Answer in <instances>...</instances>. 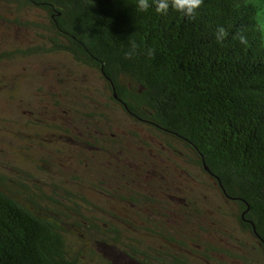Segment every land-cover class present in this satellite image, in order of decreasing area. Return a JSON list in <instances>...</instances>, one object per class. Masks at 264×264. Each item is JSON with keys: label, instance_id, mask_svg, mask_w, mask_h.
<instances>
[{"label": "trees", "instance_id": "trees-1", "mask_svg": "<svg viewBox=\"0 0 264 264\" xmlns=\"http://www.w3.org/2000/svg\"><path fill=\"white\" fill-rule=\"evenodd\" d=\"M0 3L42 9L49 17L42 44L5 50L0 60L65 52L94 69L105 109L181 143L208 184L236 207L235 229L247 242L214 251L264 264V0H203L193 19L171 8L166 15L141 13L135 0ZM221 27L226 35L218 40ZM132 41L135 54L126 58ZM63 100L56 104L97 120L105 114L77 108L75 98ZM53 131L70 151L51 143L52 157L35 154L23 137L24 176L0 165V264H220L210 250L188 248L180 230L166 225V218L180 216L191 230L202 217L191 189L173 188L180 209L165 208L158 190L130 186L126 163L133 159L125 151L114 156L112 139L100 146L86 132L66 135L67 142L60 133L67 127ZM78 144L104 151L99 158L73 152ZM60 163L72 170H59Z\"/></svg>", "mask_w": 264, "mask_h": 264}, {"label": "rangeland", "instance_id": "rangeland-1", "mask_svg": "<svg viewBox=\"0 0 264 264\" xmlns=\"http://www.w3.org/2000/svg\"><path fill=\"white\" fill-rule=\"evenodd\" d=\"M15 17H20L21 22L14 20ZM48 18L42 9L23 12L13 4L0 3V53L42 44L47 34L44 25ZM98 77L94 69L77 64L65 52L16 55L0 60V165L12 174L24 176L26 165L18 153L23 151V137L31 143L32 148L28 151L34 150L35 154L52 157L51 143L58 149L61 146V149L69 150L64 139L63 142L54 139L59 134L53 130L60 125L68 128L67 134L60 132L67 142L69 139L66 135L75 137L86 132L99 137L100 146H108L112 139L110 144L114 156L125 151L133 159L126 163L132 188L145 192L158 190L159 196L164 198L165 208L174 210H179L180 206L170 196L174 194L173 188L191 189L198 195L204 212L191 230L183 226L180 216L175 221L165 219L171 231L177 233V229L180 230L177 236L187 242L188 248L210 250L220 264H242L241 260L237 261L229 254L212 248L220 250L230 247L233 251L235 245L239 247L234 240L246 244L247 239L236 232L231 216L236 207L226 203L222 195L208 184L209 180L191 162L189 150L184 149L181 143L149 125L133 120L126 113L117 112L111 107L105 109L103 81ZM68 96L76 99L79 104L76 107L81 110L95 112L96 109L105 114L99 117L101 120H97L81 111H72L74 106L67 109V106L56 104ZM77 119L90 127L85 123L79 124ZM27 128L32 135L25 136L24 130ZM80 150L94 158L101 157L98 153L104 151L100 147L91 150L85 144H78L72 151L79 153ZM105 164L108 166L109 162H103ZM59 167L63 171L72 170L71 164L65 167L60 163ZM52 168H58L54 162Z\"/></svg>", "mask_w": 264, "mask_h": 264}, {"label": "clouds", "instance_id": "clouds-1", "mask_svg": "<svg viewBox=\"0 0 264 264\" xmlns=\"http://www.w3.org/2000/svg\"><path fill=\"white\" fill-rule=\"evenodd\" d=\"M203 0H135V7L138 12L146 13L149 10H154L155 13L166 15L171 8L182 16L193 19L200 8ZM226 35L224 28H219L217 31V39L222 40ZM241 40L243 38L241 37ZM135 41L131 42V48L125 52L126 58H131L136 50ZM151 55V51H149Z\"/></svg>", "mask_w": 264, "mask_h": 264}]
</instances>
